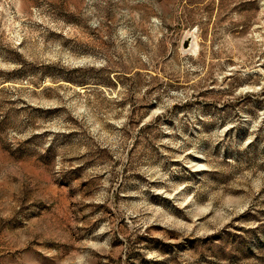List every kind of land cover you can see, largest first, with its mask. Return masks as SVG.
I'll return each instance as SVG.
<instances>
[{"label":"rangeland","instance_id":"374dc122","mask_svg":"<svg viewBox=\"0 0 264 264\" xmlns=\"http://www.w3.org/2000/svg\"><path fill=\"white\" fill-rule=\"evenodd\" d=\"M0 264H264V0H0Z\"/></svg>","mask_w":264,"mask_h":264}]
</instances>
